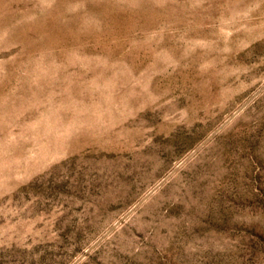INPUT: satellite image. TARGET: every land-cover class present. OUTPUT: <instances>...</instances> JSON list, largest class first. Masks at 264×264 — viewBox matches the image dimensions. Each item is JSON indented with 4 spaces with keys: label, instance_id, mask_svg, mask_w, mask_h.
<instances>
[{
    "label": "rangeland",
    "instance_id": "374dc122",
    "mask_svg": "<svg viewBox=\"0 0 264 264\" xmlns=\"http://www.w3.org/2000/svg\"><path fill=\"white\" fill-rule=\"evenodd\" d=\"M0 264H264V0H0Z\"/></svg>",
    "mask_w": 264,
    "mask_h": 264
}]
</instances>
